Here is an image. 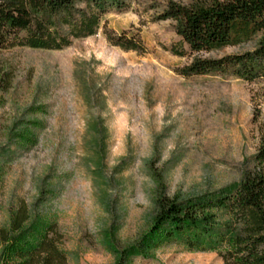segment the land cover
<instances>
[{
	"label": "rangeland",
	"instance_id": "374dc122",
	"mask_svg": "<svg viewBox=\"0 0 264 264\" xmlns=\"http://www.w3.org/2000/svg\"><path fill=\"white\" fill-rule=\"evenodd\" d=\"M164 5L134 0L102 17L115 33L138 31L144 54L111 45L102 27L61 49H0V68L12 73L0 93V147L15 148L8 141L21 119L43 122L35 145L0 162V226L24 204L31 217L57 224L66 264H113L139 240L153 211L149 161L164 170L168 193L184 197L237 180L264 139V79L179 76L175 68L193 55L172 21L151 19ZM256 39L201 54L242 52ZM93 123L105 129L100 149ZM130 264L222 261L170 244Z\"/></svg>",
	"mask_w": 264,
	"mask_h": 264
},
{
	"label": "trees",
	"instance_id": "16d2710c",
	"mask_svg": "<svg viewBox=\"0 0 264 264\" xmlns=\"http://www.w3.org/2000/svg\"><path fill=\"white\" fill-rule=\"evenodd\" d=\"M132 1L0 0V49H61L102 27L111 45L144 54L147 50L138 31L115 33L102 20L107 12L127 10ZM151 19L172 21L174 33L193 55L175 68L179 76L214 73L247 82L264 79V0H165ZM256 37L253 47L242 52L211 57L201 54L241 46ZM170 49L177 55L185 53ZM11 80L10 70L0 68L1 94L9 91ZM42 124L36 119H21L8 141L15 148L0 147V162L11 160L17 150L27 151L35 145L34 130ZM91 127L100 149L105 129L97 123ZM95 163L97 171L99 162ZM149 168L153 185L151 222L135 244L117 252L113 264H130L134 256L150 258L156 249L170 244L190 251L216 252L222 264H264L263 137L256 151L242 161L237 180L215 190L184 197L171 195L164 170L151 161ZM62 242L55 222L31 217L26 206L18 204L9 227L0 226V264H66Z\"/></svg>",
	"mask_w": 264,
	"mask_h": 264
}]
</instances>
